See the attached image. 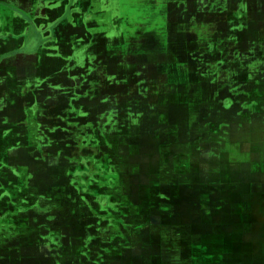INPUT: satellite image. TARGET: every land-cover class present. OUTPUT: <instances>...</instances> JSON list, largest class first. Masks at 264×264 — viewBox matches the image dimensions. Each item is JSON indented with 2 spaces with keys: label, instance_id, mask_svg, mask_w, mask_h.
Masks as SVG:
<instances>
[{
  "label": "rangeland",
  "instance_id": "rangeland-1",
  "mask_svg": "<svg viewBox=\"0 0 264 264\" xmlns=\"http://www.w3.org/2000/svg\"><path fill=\"white\" fill-rule=\"evenodd\" d=\"M126 1H113L108 18L120 19ZM145 3L122 18L131 57L106 52V69L92 72L104 85L95 111L118 103V118L105 107L82 135L48 126L73 131L58 147L47 142L46 162L35 158L48 177L27 194L44 202L30 205L29 222L0 219V242L63 223L78 230L77 248L49 258L0 243V264H264V157L248 150L263 152L264 110L248 90L264 64L248 63L264 46L243 26L264 0H158L153 12L156 0Z\"/></svg>",
  "mask_w": 264,
  "mask_h": 264
},
{
  "label": "crops",
  "instance_id": "crops-1",
  "mask_svg": "<svg viewBox=\"0 0 264 264\" xmlns=\"http://www.w3.org/2000/svg\"><path fill=\"white\" fill-rule=\"evenodd\" d=\"M113 1L118 0H0V175L3 177L0 189L7 190V198H0V205L6 206L0 210V219L29 222L32 220L30 205L44 202L38 194L31 199L27 190H41L46 184V165L35 158L41 162L54 154L47 142L58 147L63 139L71 138L69 134L73 130L69 131L67 126L82 135L79 126L91 124L90 119L95 114L107 112L108 116L118 118L121 109L118 103L104 105L106 112L103 106H98L99 112L95 111V90L104 85L92 78V72L95 66L106 69V59L110 56L122 62L131 57L125 41L130 28L124 25L122 18L132 12L141 15L148 6L145 2L155 0L126 1L122 11L117 12L123 14L121 20L115 15L114 20L108 18ZM157 2L155 6L150 4V12L158 10ZM96 10L104 17L101 23L96 22ZM247 15L245 30H255L249 42L264 46V3L261 6L254 3ZM152 39L153 46L156 38ZM137 55L136 47L135 58ZM260 61L264 64L263 58L251 60L248 65L254 67ZM251 78L252 90L248 93L264 110V70L252 73ZM116 99L112 100L117 102ZM257 113V119L264 122V111ZM56 120L61 122L58 126L67 125L66 130L59 128L56 132V127L49 131L48 126L56 125ZM262 136L264 141V132ZM258 144V149L262 145V154L254 150L257 145L248 146L252 157H264V142ZM15 158H20L21 163ZM16 171L21 175L9 180V174ZM14 190L18 193L14 194ZM262 203L264 205V196ZM74 228L72 224L63 223L48 229L37 226L34 231L22 235L14 233L0 243L7 248L41 251L49 258H56L60 248H77L74 233L78 230Z\"/></svg>",
  "mask_w": 264,
  "mask_h": 264
}]
</instances>
